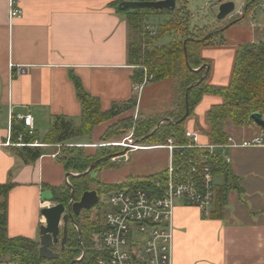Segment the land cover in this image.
<instances>
[{
	"label": "crops",
	"instance_id": "0c3cea01",
	"mask_svg": "<svg viewBox=\"0 0 264 264\" xmlns=\"http://www.w3.org/2000/svg\"><path fill=\"white\" fill-rule=\"evenodd\" d=\"M122 1L0 0V183L8 180L14 183L8 193L10 237L24 236L39 242L44 223L42 209L57 203L43 201V192L65 182L67 172L56 160L61 144L38 141L43 140L55 116L64 115L80 122L82 103L72 74L87 92L99 99L103 111L130 100L135 106L99 123L90 137L74 138L67 145L93 147L106 129L121 119L137 120L176 108L179 96L176 77L149 81L142 89H135V67L128 56V21L119 8ZM225 1H233L235 10L223 21L215 14L220 4L217 0H185L186 11L194 10L192 25L200 12L205 17L215 14L214 23L204 24L205 27L223 25L226 19L243 11L246 0H222ZM176 5L181 4L176 1ZM14 7L22 11L20 17L11 16ZM150 16L165 17L164 22L170 18L166 13ZM148 28L153 29L149 24ZM263 38L262 0L256 13L230 23L212 44L202 47L201 55L209 65L206 70L209 82L228 85L238 45ZM221 102L218 95H204L195 115L187 118L186 128L201 130L202 141H208L205 115L212 105ZM18 114L33 117L34 134L39 139L34 142L41 144L33 146H43L46 151L32 162H24L14 153V148L20 146L6 144L8 140L18 141V138L13 141L8 129L10 120ZM28 129L25 126L26 132ZM226 130L237 142L264 136V129L253 120L242 126H226ZM249 148L259 151H232V155L229 148L221 151L224 161L229 159L226 163L235 176V180L229 181L233 188L228 191L221 218L204 217L195 205L176 201L173 264H264V147ZM156 150L164 151L161 158L147 161L149 151ZM129 153L130 177L163 173L167 169L169 153L163 147L147 144L146 148ZM133 161L138 168L132 166ZM218 176L222 183L216 182L217 187L225 182L223 174H216L215 178ZM215 207L216 200L211 211Z\"/></svg>",
	"mask_w": 264,
	"mask_h": 264
},
{
	"label": "trees",
	"instance_id": "16d2710c",
	"mask_svg": "<svg viewBox=\"0 0 264 264\" xmlns=\"http://www.w3.org/2000/svg\"><path fill=\"white\" fill-rule=\"evenodd\" d=\"M176 1L181 5L180 7L176 5L171 11L150 8L120 10L125 13L128 21V56L129 62L135 67L134 83L140 82L147 75L151 77L150 81L176 77L179 85L176 108L165 113L140 117L137 120L133 117L125 118L121 120L123 130L134 127L135 137L140 140V143L154 142L148 145L163 144L170 136L178 142H184L186 141L184 133L187 118L195 115V108L204 95L214 94L220 96L222 102L212 105L206 112L205 121L208 128L205 133L210 142L225 143L229 136L226 126H242L250 122V116L255 112H260L264 116V38L258 42H245L238 45L231 78L225 86L210 83L206 68L196 70L206 62L201 55V49L220 37L219 35H222L230 23L256 13L260 9L262 0H246L241 15H233L226 19L221 31L207 38H204L205 35L196 34L204 27L199 28L192 25V15L186 11L185 0ZM156 13H166L170 18L159 26L157 34L154 35L148 28L147 21L151 14ZM171 32L176 35L170 42L158 43L164 34H172ZM71 77L82 103L80 122L76 123L64 115L55 116L43 140L38 141L41 144H61L56 160L63 165L66 172L78 173V175L70 176L71 183L64 182L50 188L54 201L65 205H68L71 199L78 201L92 184L98 186L101 197L102 193L126 186H152L156 177L164 179L165 172L145 177H131L124 182L104 183L99 176L100 170L104 166H116L109 159L118 151L117 147L113 145L100 147L95 152H88L84 146L66 144L77 137H90L99 123L135 106L134 101L130 100L122 105L114 104L108 111H103L99 99L85 90L78 77L73 74ZM196 82L198 83L195 84ZM187 103L190 112L188 117L181 121L186 113ZM163 118H168V120L156 128ZM20 133H23V142L26 144L39 140L37 134H29L25 131L23 123H14L12 126L13 141L17 140ZM14 150V153L24 162H32L45 153L43 146L33 145L20 146ZM211 164L215 174L224 175L225 182L216 189V207L208 217L221 218L228 191L233 188L229 181L231 178L235 180V176L223 158L215 157L211 160ZM90 167L92 168L86 172ZM95 170H98V174L93 176ZM13 186L14 183L11 180L0 183V263L97 264L102 255L96 247L102 228L100 199L91 210H83L80 215L75 216V221L71 219L68 221L65 250L60 251V245H56L54 249L60 251L59 257L47 261L39 255L40 243L38 241L24 236L10 237L8 235V193ZM72 189L74 190L73 195ZM95 209L97 216L92 218L90 212ZM203 216L207 217L204 214ZM80 218H83L82 222ZM82 254L83 257L76 260Z\"/></svg>",
	"mask_w": 264,
	"mask_h": 264
},
{
	"label": "built area",
	"instance_id": "2783aa9c",
	"mask_svg": "<svg viewBox=\"0 0 264 264\" xmlns=\"http://www.w3.org/2000/svg\"><path fill=\"white\" fill-rule=\"evenodd\" d=\"M21 14L19 8L11 9L12 17H20ZM150 80L151 77L146 75L136 83L135 89H142ZM15 122H22L29 128V134L34 133L33 117L30 114H18L11 119L8 125L10 132ZM133 134L134 127H131L122 142L110 144L125 147L123 157L126 161L130 151L147 147L134 139ZM202 135L201 130L186 128V141L178 142L170 136L163 144L156 145L167 149L169 153L164 179L156 177L152 186H126L104 193L109 207L100 197L102 228L96 247L102 255L97 264H173V213L176 201L184 200L209 216L217 189L211 160L215 157L223 158L221 151L228 148L264 147V136L241 142L228 136L225 143H212L209 140L202 141ZM6 144L41 145L38 142L24 143L22 133L18 141L8 140Z\"/></svg>",
	"mask_w": 264,
	"mask_h": 264
},
{
	"label": "water",
	"instance_id": "95a60500",
	"mask_svg": "<svg viewBox=\"0 0 264 264\" xmlns=\"http://www.w3.org/2000/svg\"><path fill=\"white\" fill-rule=\"evenodd\" d=\"M219 4L218 13L216 15L218 20H223L227 18L235 10V3L233 1L217 0ZM176 7V0H124L119 4L121 10L129 8H150L156 10H174ZM209 65L203 64L196 70H201ZM200 82V81H198ZM196 82L195 84H197ZM190 109L187 103L186 113L181 119L185 120L189 115ZM168 120V118L163 119L158 123V128L162 122ZM250 120H253L257 125L264 129V116L260 112H255L250 116ZM92 167H90L86 172H88ZM85 172V173H86ZM98 174V170L93 172V176ZM69 175H75L71 172H67V177ZM78 175V174H77ZM74 190L72 189V195ZM43 201L53 202L54 196L51 190H46L42 195ZM100 196L97 190H87L83 193L78 201H71L68 205L64 203H54L51 206H46L42 209V215L44 217V223L40 227V237H39V255L42 259L50 261L59 257L60 251H64L67 243L68 235V221L71 219L75 221V216L82 213L83 210H91L99 201ZM60 245V251H56L54 247ZM84 254V253H83ZM80 256L76 260H80ZM45 264V263H42Z\"/></svg>",
	"mask_w": 264,
	"mask_h": 264
},
{
	"label": "rangeland",
	"instance_id": "374dc122",
	"mask_svg": "<svg viewBox=\"0 0 264 264\" xmlns=\"http://www.w3.org/2000/svg\"><path fill=\"white\" fill-rule=\"evenodd\" d=\"M191 13L193 14L194 13V10L191 11ZM217 15V13H215ZM215 14L212 15L209 14L207 15V17L204 16L203 13H199L198 17L194 18L193 19V25H200V27H204L202 30H198L196 32L197 35H205L204 38H207L209 37L210 35L212 34H218L220 31H221V27H222V24H216L215 26H209V27H205V25H212L214 23V20L215 19H212V18H215ZM164 20H165V17H161V16H150L148 18V24L150 25V27H153V29L151 30L154 35L155 33L157 34V29L159 28L160 25H162L164 23ZM156 30H155V29ZM172 34L170 33H166L163 35V37L159 40L158 43H162V44H165V43H168L171 41L172 37L175 36L176 34L171 32ZM153 35V34H152ZM220 36V35H219ZM165 119V118H163ZM161 119L159 121V123L163 120ZM123 120V119H121ZM119 120L118 122L110 125L112 126L110 129L109 127L106 129V131L104 132V134L100 137L99 141H97L93 147H89V148H86L88 152H95L97 148H100V147H108V146H112L110 145L111 143H119V142H122L124 140V138L126 136H128L129 132H130V128H128L127 130H125V132H123V125H122V121ZM166 121V120H165ZM197 124L201 127L200 123L197 122ZM115 125V126H113ZM108 137V139H106ZM133 138L138 140L140 142L139 139H137L135 137V134H133ZM154 142H150V141H146L145 143H140L142 144L143 146H147V144H152ZM113 147H117V150L115 152V154H113L111 156V158L109 159V161L111 163H114L116 164L115 167H106L104 166L101 170H100V173H99V176H100V179L102 182L104 183H118V182H123V181H126L127 179H130L131 177L129 176V171H130V165H131V162H128L125 160V158L123 157V154H125V147H122V146H119V145H113ZM234 148H237V149H234ZM232 151H259V150H256V149H253V148H245V147H233V148H229L228 152L230 155H232L234 152ZM46 152V151H45ZM151 156L150 158H146V160L148 161L149 159L154 161L155 159L154 158H161L159 156H162L164 151H159V150H156V151H149ZM128 156H130V153L128 154ZM113 157H118L116 159H113ZM164 158V157H162ZM159 159H158V163H159ZM145 161V158L142 159L141 162ZM146 161V162H147ZM145 162V163H146ZM166 164H168V160L166 159ZM132 166L135 168H138V165L137 163L134 164V161L132 162ZM71 173L77 175L78 173L76 172H72L70 171ZM133 174V173H132ZM75 175H69L68 177L66 176L65 178V182L66 183H71V178L70 176H75ZM145 177V176H144ZM215 181L217 183H222L221 181V178L218 176L215 178ZM89 190H97L98 194H99V191H98V186L96 184H92L90 189ZM101 200L105 202L106 205L107 204V201H106V198L104 197V193L101 194ZM109 207V205H108ZM90 216L92 218H96L97 214H96V210H92L90 212ZM82 219L83 218H80V222H82Z\"/></svg>",
	"mask_w": 264,
	"mask_h": 264
}]
</instances>
